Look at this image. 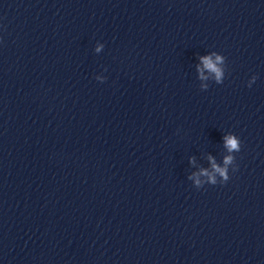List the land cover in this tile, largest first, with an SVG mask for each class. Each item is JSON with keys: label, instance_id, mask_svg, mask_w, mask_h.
Segmentation results:
<instances>
[{"label": "clouds", "instance_id": "clouds-1", "mask_svg": "<svg viewBox=\"0 0 264 264\" xmlns=\"http://www.w3.org/2000/svg\"><path fill=\"white\" fill-rule=\"evenodd\" d=\"M97 51H99V48H97ZM213 55L215 56V61L213 60L212 56L201 57V61L203 64V68L208 69L212 73H215L216 79L219 82L221 80L223 73L222 70L218 67V64L223 62V57L220 55H215V53H213ZM200 71L202 72L203 70L200 69ZM224 141H225V146L229 152L240 151L241 141L235 135H226L224 137ZM209 159L211 160L212 158L210 157ZM231 161H232V157L227 156L225 157L224 163L225 165H228L231 163ZM212 168L216 173H219V175L222 177V182L220 184H224L230 179V177L227 174L226 168L218 167L214 161H212ZM201 174L207 176L208 181L212 185L217 184L215 176L212 175L211 173L207 172L206 170H202ZM196 184L200 185L201 181L199 179H196Z\"/></svg>", "mask_w": 264, "mask_h": 264}]
</instances>
